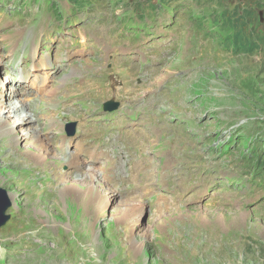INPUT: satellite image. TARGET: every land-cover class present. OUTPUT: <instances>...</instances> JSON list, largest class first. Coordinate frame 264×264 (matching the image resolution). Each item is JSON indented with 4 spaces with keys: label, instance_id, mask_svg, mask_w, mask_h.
I'll list each match as a JSON object with an SVG mask.
<instances>
[{
    "label": "rangeland",
    "instance_id": "obj_1",
    "mask_svg": "<svg viewBox=\"0 0 264 264\" xmlns=\"http://www.w3.org/2000/svg\"><path fill=\"white\" fill-rule=\"evenodd\" d=\"M16 1L27 13L23 26L36 19L35 23H44L69 11L83 15L86 11L94 12L103 18V28L118 29H122L128 19L144 21L165 17L172 19L179 40L174 55L162 65V71L154 75L152 71L140 73L154 62L147 61L140 69L125 66L118 59L111 61L109 56L115 57L123 49L101 42L99 45L104 50L60 67L58 78L53 79L47 93L22 91L7 102L0 99L1 108L7 109L19 98L25 101L43 98L53 104L61 100V106L73 101L70 108L83 115L90 93L92 99L95 92L108 93L97 104V111L81 121L87 123L96 122L95 118L101 116L100 109L102 111L110 100L119 105H137L155 96L161 104L163 118L179 115L183 124L157 135L151 128L134 123L137 119L145 120L141 112L127 114L133 122L123 126L126 129L119 135L126 157H119V151H115L105 162L108 165L110 160L118 159L115 176L108 173L106 184L148 189L152 186L150 181L156 180L154 174L160 175L174 164L184 165L192 160L197 163L196 169L201 170L200 175L215 174L223 178L222 166L223 170L231 171L252 186L247 190L237 187L232 194L220 196L211 204L176 208L164 203L148 205L146 202L154 197L149 198L146 191L128 198L113 194L118 196L113 198L114 203L144 206L136 207L131 218L118 220L113 203L105 202L107 205L100 211L93 206L98 204L94 200L84 203V196L76 189L87 184L84 173L83 176L68 175L71 169L65 164L58 170L66 174V178L59 175L47 179L37 151L24 154L26 147L34 150L38 147L29 141H20L19 150L6 146L9 136L4 133L0 135V189L10 201L7 213L10 221L0 229V264H264V0ZM38 6L43 15L34 12ZM260 12H263L261 18ZM8 24L12 27L0 31L1 72L5 61L8 60L6 71L11 60H19L14 42L17 35L24 34L13 21ZM243 45L248 50L241 51L239 48ZM26 67L27 64L23 68ZM4 73L0 74V86L8 78ZM100 78L101 90L92 87ZM27 93V97L21 96ZM32 104L38 103L30 101L29 111L40 108L38 104V109H34ZM61 106L52 109L60 110ZM86 107L95 106L88 102ZM75 115L60 121L59 127L52 131L41 130L44 144L51 151L42 154V158L58 155L61 145L65 148V143L59 140L63 139V128L67 124L78 122ZM17 118L11 115L6 126H16L18 123L12 121ZM39 121L35 128L38 133L45 120L40 118ZM115 121L123 125L126 119L120 115ZM11 128H14V138L20 139L18 133L28 126ZM76 128L83 132L80 126ZM152 132L156 135L152 136ZM130 133L147 138L143 148L148 144L145 153H155V166L149 164L141 168L139 160L129 156ZM10 149L22 155L12 154ZM69 149L67 146V153L61 158L78 155ZM8 155L11 159L5 162ZM88 161L83 160V163L87 165ZM33 162L42 170L28 166ZM93 162L104 166V162ZM88 168L102 172L101 167L94 164L88 163L84 170ZM76 182L79 184L75 185ZM101 188L91 193L94 199H99ZM250 199L260 201L249 204Z\"/></svg>",
    "mask_w": 264,
    "mask_h": 264
},
{
    "label": "bare ground",
    "instance_id": "obj_2",
    "mask_svg": "<svg viewBox=\"0 0 264 264\" xmlns=\"http://www.w3.org/2000/svg\"><path fill=\"white\" fill-rule=\"evenodd\" d=\"M12 49L13 48H11V50ZM7 63H8V60L4 62L3 66H2V68H4V69H2V72H5V68H6ZM0 69H1V66H0ZM2 72L0 71V74ZM100 81H101V78L97 81V83L94 82V84H92V87L95 86L98 89H100V87H99ZM10 84H11V87L9 86ZM12 84L13 83L8 78L3 80V82L0 86V99L1 100H5L7 102V101L11 100L12 97H14V95H16L18 93L15 91L14 85H12ZM20 88H22V86H20ZM12 89H14V91H12ZM22 91H25V90H22ZM47 92L48 91H46V93ZM107 94L108 93L105 94L104 92L102 93L101 91H98V92H95V95H96V96H94L95 99H92V96L90 93L86 97V100H85L86 104H84L83 110H85L86 112L83 115H80L79 113H77V110L70 108L73 101H71L69 103L64 102L66 104L61 106V103H62L61 100L59 102H57L56 104H53V103H48L43 98H40V99L32 98V99H27L26 101L24 99L19 98L16 100L17 103H12V106L8 107L7 109H3L0 107L1 108V110H0V135L3 136L4 133H7L5 135L7 137L9 136V141L6 144V146L16 147L18 150H19V146H17V144L20 141L33 142V144L35 146H37L38 149L34 150L28 146V147H26L27 150L24 151L25 152L24 154L31 155L32 153L37 151L35 153L41 158V159L39 158V160L41 161L40 163L42 164L41 165L43 167L42 169H44L45 171L42 170L41 167H39L38 165L34 164L35 162L29 163L28 166L36 167V170H38V171L42 170L43 172H45L47 174V179L51 178V176L60 177L59 175H61L63 178L64 177L66 178L67 175L66 174L63 175V173H61V171L58 170L62 165H65V164L69 166L68 167L69 169H71L70 172L68 171L69 172L68 175L75 176L79 173L80 175L83 176V173H84L87 184H85L81 187H76V189L79 190L80 193H82V195L84 196V198H85L84 203L85 204L93 203L92 201L94 200L95 202L98 203L97 205H93V206H96L97 211H100L99 209H104L108 203L109 204L113 203L112 208L114 211V216L117 217L118 220H120V219L124 220L125 218L129 219V217L130 218L132 217V215L135 213L136 207L144 208V206L143 205H133L130 203H123V202L122 203L121 202L120 203H114L113 198L118 197V196L123 197V196H121V193L123 191H126L125 189L118 191L116 188H112V187H117L118 186L117 184L115 186H109L108 184H106V180H105L106 175H108V173L113 174V172L117 169V167H115L117 165V161H118L117 158L115 160H110L108 165L105 163L106 162L105 161L104 166L99 168L100 172L102 171L101 173H99L96 169H93V168H88V170H84L85 166L88 167V163L91 165L92 163H94L92 161H94V160L100 161V158L98 159L94 155H89L88 158H85V159L81 158V152H85L84 147L87 146L89 143H84L81 146V143H80V141H78V139L76 142V147H78L77 148L78 149V153H77L78 155L75 157L74 156H68V158H61L67 153V150H66L67 147L65 146V148H63V145L60 146L62 148V149H60V152L58 154V155H60V157H58L57 154L56 155L54 154L53 157H50V158H42L41 157L42 154H44L45 152L46 153L51 152L48 149V147L44 144V141L42 139V136H43L42 131L43 130L52 131L53 129H56V127H59L58 123L60 121H62L63 119H65L69 116H73L74 114H76L75 115L76 119L79 122L87 119V117L90 116V113L97 111V108H98L97 104H99L101 99L104 96H106ZM96 97L98 100H96ZM30 101L38 103L40 105V108L38 109V104H32V108H33V106H35L34 109L37 108L38 110L37 111L36 110L29 111L28 109L30 108V106L28 104L30 103ZM63 101H65V100H63ZM88 102L91 103V105H93L95 107L94 108L93 107H86ZM75 104H76V102H75ZM128 104L130 105V107L126 108V110L123 113H119L122 115V118L126 119V121L123 125L116 123L119 126H125L127 123L131 124L133 122V118L129 117L127 114L131 115V114H138L139 112H142L141 108H138L137 105L132 104V103H128ZM57 105L61 106L60 110L52 109V107L55 108ZM85 107H86V109H85ZM125 112H127V113H125ZM119 114H117L116 116H118ZM11 115H16L18 117L17 119H14V121H12V122H14V124L18 123L19 125L17 124L16 126L15 125L14 126H12V125L6 126V124L8 122V118H10ZM37 117H39V118H37ZM40 118H43L45 121H44L43 129L40 128L39 129L40 133H38L35 128H37V126L40 124V121H39ZM115 119H116V117H115ZM89 120H91V119H88V121ZM100 120H101V116L95 118L96 122H98ZM20 125H26V126H28V128L25 129L24 131H22V133H18V135L20 136V139H16V138H14L15 136H13L14 128H11V127H18ZM81 132L82 131L78 132V135H81L82 134ZM136 136H137L136 133H130V140L127 144V148L130 151L129 156L136 158L137 160H140L141 156L143 155V149H144L143 146L146 143L147 138L136 137ZM44 137L46 138V136H44ZM30 144H32V143H30ZM90 149H91V151L97 150L96 147H92ZM10 151H12V154L22 155V153H19L16 150L14 151V149H10ZM117 155L120 157V154H117ZM8 159H11V157L9 155L5 159V162H7ZM88 159H89V161H88ZM39 160H37V161H39ZM83 160L88 161L87 165H85L83 163ZM141 160H143V159H141ZM16 161H18V160L16 159ZM74 162H77V163H74ZM22 164L23 163H20V165H22ZM28 166H27V168H28ZM52 168H54V169L56 168L57 171L52 170V172H51L49 169H52ZM68 168H67V170H68ZM113 175L115 176V174H113ZM78 184L76 182L75 185H78ZM99 187H103V188H101L103 191L102 192L100 191L101 193H99V195H98L99 199H97V198L94 199L92 197L91 193L93 192V190H95V188H99ZM77 193H78V191H77ZM113 194H117L118 196L117 195L114 196ZM90 197H92L91 200H90ZM105 202H107V204H105ZM131 213H133V214L130 215Z\"/></svg>",
    "mask_w": 264,
    "mask_h": 264
},
{
    "label": "water",
    "instance_id": "obj_3",
    "mask_svg": "<svg viewBox=\"0 0 264 264\" xmlns=\"http://www.w3.org/2000/svg\"><path fill=\"white\" fill-rule=\"evenodd\" d=\"M263 12L259 13V17H262ZM263 23L262 20H260ZM112 106H109L108 110H111ZM70 127V125L68 126ZM73 128V125L71 126ZM73 133V131L71 132ZM10 207V201L8 200V196L5 191L0 189V229L3 228L7 222L10 220V217L7 216L8 209Z\"/></svg>",
    "mask_w": 264,
    "mask_h": 264
},
{
    "label": "trees",
    "instance_id": "obj_4",
    "mask_svg": "<svg viewBox=\"0 0 264 264\" xmlns=\"http://www.w3.org/2000/svg\"><path fill=\"white\" fill-rule=\"evenodd\" d=\"M241 41L243 42L244 41V38L243 39H241ZM241 51H245V50H248V49H246V46L245 45H243V46H241V48H239Z\"/></svg>",
    "mask_w": 264,
    "mask_h": 264
},
{
    "label": "clouds",
    "instance_id": "obj_5",
    "mask_svg": "<svg viewBox=\"0 0 264 264\" xmlns=\"http://www.w3.org/2000/svg\"><path fill=\"white\" fill-rule=\"evenodd\" d=\"M260 200H258V201H256V202H259ZM248 203L249 204H253V203H255L254 201H253V199H250L249 201H248ZM7 215V214H6Z\"/></svg>",
    "mask_w": 264,
    "mask_h": 264
}]
</instances>
